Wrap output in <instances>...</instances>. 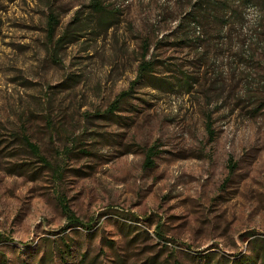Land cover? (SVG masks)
Returning a JSON list of instances; mask_svg holds the SVG:
<instances>
[{"label": "rangeland", "instance_id": "obj_1", "mask_svg": "<svg viewBox=\"0 0 264 264\" xmlns=\"http://www.w3.org/2000/svg\"><path fill=\"white\" fill-rule=\"evenodd\" d=\"M91 2L0 0V264L251 257L264 241V0Z\"/></svg>", "mask_w": 264, "mask_h": 264}, {"label": "trees", "instance_id": "obj_2", "mask_svg": "<svg viewBox=\"0 0 264 264\" xmlns=\"http://www.w3.org/2000/svg\"><path fill=\"white\" fill-rule=\"evenodd\" d=\"M201 3H202V0H198V4H200V6H199L200 9L202 8ZM90 7L94 13L100 14L102 12V7H101V4L98 2V0H92ZM56 23L57 22H56L55 18L51 17L50 18V27H49V34L50 35L53 32V29L56 26ZM67 38L70 39L71 36L70 35L67 36V34L65 33L63 35V37L59 40V42H62L63 40H67ZM151 73H152L151 64L143 61L138 68L137 79L140 80V79H143L146 77H152V76H150ZM127 97H128L127 93L120 94L117 97L116 101H114L113 104L110 106V108H109L110 111L111 110H112V112L116 111L120 105V102ZM27 146L30 148V150L34 154V156L36 158H38L41 161V163L44 164L45 167L49 168L48 163L46 161H44V159H42L39 156V153H38V150L36 149V147L34 145H30V144H28ZM152 153H153V151H151V150L147 152L146 159L144 162V167H146V168H151L153 166V162L151 161ZM49 169H51V168H49ZM61 208H62L63 212L66 214L67 218L72 220L70 222V227L74 228V227L79 226V223L72 219L73 217L70 214V212L68 211L67 206L61 205ZM251 250H252L251 257H249V258H243L242 257L239 259V261H237L234 264H264V241H262V240L253 241L251 244Z\"/></svg>", "mask_w": 264, "mask_h": 264}]
</instances>
